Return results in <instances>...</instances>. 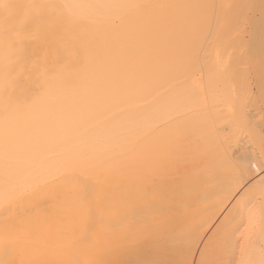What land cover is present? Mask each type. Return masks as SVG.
Segmentation results:
<instances>
[{"label":"bare ground","instance_id":"6f19581e","mask_svg":"<svg viewBox=\"0 0 264 264\" xmlns=\"http://www.w3.org/2000/svg\"><path fill=\"white\" fill-rule=\"evenodd\" d=\"M233 2L0 0V264H190Z\"/></svg>","mask_w":264,"mask_h":264},{"label":"rangeland","instance_id":"374dc122","mask_svg":"<svg viewBox=\"0 0 264 264\" xmlns=\"http://www.w3.org/2000/svg\"><path fill=\"white\" fill-rule=\"evenodd\" d=\"M239 5L221 24L227 36L232 35V40L238 36L236 40H239L228 49L230 55H235L228 61L230 66L226 61L220 67L222 80L220 77L214 83L218 89L212 86V79L205 82L208 64L198 63L193 73L198 76L201 107L210 112L209 108L215 106L212 107L211 173L220 176L208 178L212 188L217 183L212 201L205 209V212L212 210V221L202 234L190 264H199V253L211 232L212 246L207 247L206 257L211 258L212 264H264V0H241ZM209 18H205L208 25ZM202 27L204 31L211 29L204 23ZM205 39L195 44L202 41V45ZM216 149L220 159L217 172L213 169L216 163H212ZM245 169L250 174H245ZM206 257H201V262Z\"/></svg>","mask_w":264,"mask_h":264}]
</instances>
